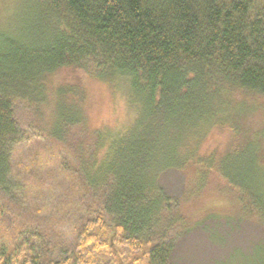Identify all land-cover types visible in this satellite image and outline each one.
I'll return each mask as SVG.
<instances>
[{
  "label": "trees",
  "instance_id": "16d2710c",
  "mask_svg": "<svg viewBox=\"0 0 264 264\" xmlns=\"http://www.w3.org/2000/svg\"><path fill=\"white\" fill-rule=\"evenodd\" d=\"M27 1V19L0 28V264H174L200 222L192 197L163 189L170 171L199 190L217 171L238 219L264 222V0ZM90 82H124L133 119L95 121ZM219 129L231 141L202 155ZM29 140L54 148L17 169ZM52 200L71 240L55 237Z\"/></svg>",
  "mask_w": 264,
  "mask_h": 264
},
{
  "label": "rangeland",
  "instance_id": "374dc122",
  "mask_svg": "<svg viewBox=\"0 0 264 264\" xmlns=\"http://www.w3.org/2000/svg\"><path fill=\"white\" fill-rule=\"evenodd\" d=\"M27 0H0V28H9L14 26L15 18L20 21L26 18L24 9ZM12 18V19H11ZM12 21V22H11ZM24 23V22H23ZM15 27H20L17 24ZM92 107L89 115L95 120L111 128H121L125 126L134 117V113L129 112L126 101V85L122 82L117 92H110L101 84L90 82ZM263 114V117H262ZM255 117L264 120V112L258 111ZM30 119L26 120V124ZM264 128V124L260 125ZM252 132V131H251ZM248 132L246 142L252 140L253 133ZM31 138L35 134L30 132ZM233 133L230 129H219L214 132L204 142L201 154L205 156L222 153L229 142ZM53 146L47 142L29 140L25 142L17 159V169L22 168V162H27L36 154H41L48 158L49 152H52ZM247 154V153H246ZM244 154V155H246ZM53 162V166L55 165ZM189 170L170 171L161 178V185L170 197L183 196V199L190 196L192 200H187V220L189 223H199L189 233L183 235L178 241L173 255L174 264H264V222H258L257 219H238L236 216L238 205V194L234 189L228 186L221 175L214 171L207 178L204 189L199 190L198 177ZM194 178V180H193ZM199 188H201L199 186ZM201 191L200 200H194V196ZM189 198V197H188ZM37 199V198H35ZM53 201V202H52ZM52 219H48L46 214H37L32 209V203L27 204L29 214L43 218L37 219L36 226L40 230L46 227L47 220L55 223L53 227L55 237L72 239V223L66 222L64 211L60 204L56 207L54 200ZM48 202V201H47ZM55 206V209H54ZM238 210V211H239ZM211 212H218L217 218L220 222L213 220ZM236 218V219H233ZM205 220V222H201ZM36 221V220H34ZM33 221V222H34ZM49 221V223H50ZM207 221V222H206ZM204 223V224H202ZM218 234V235H215ZM214 234V238L213 237Z\"/></svg>",
  "mask_w": 264,
  "mask_h": 264
}]
</instances>
